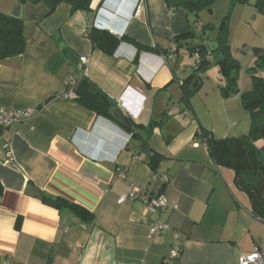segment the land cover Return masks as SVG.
Segmentation results:
<instances>
[{
	"label": "crops",
	"instance_id": "crops-1",
	"mask_svg": "<svg viewBox=\"0 0 264 264\" xmlns=\"http://www.w3.org/2000/svg\"><path fill=\"white\" fill-rule=\"evenodd\" d=\"M75 2L0 0V11L12 16L21 4L26 40L22 55L0 61V109L38 110L0 129V264H239L254 247L264 251V221L252 215L234 172L215 165L197 137L201 127L217 138L235 135L240 95L223 98L222 77L211 73L189 105L181 82L195 65L177 77L189 66L186 50L176 61L135 45L170 48L202 23L164 0H91L90 9L74 10ZM92 30L121 39L112 54L94 45ZM65 48L90 58L86 76L143 126L137 135L61 96L68 75L82 76ZM220 106L230 132L209 119ZM148 150L163 156L156 171ZM134 186L149 198L163 193L165 210L148 211L141 197L129 196ZM43 194L93 218L48 204ZM156 220L169 229L150 238ZM176 245L182 252L170 258Z\"/></svg>",
	"mask_w": 264,
	"mask_h": 264
},
{
	"label": "trees",
	"instance_id": "trees-1",
	"mask_svg": "<svg viewBox=\"0 0 264 264\" xmlns=\"http://www.w3.org/2000/svg\"><path fill=\"white\" fill-rule=\"evenodd\" d=\"M173 9L185 8L189 14L198 15L203 9H210L215 0H164ZM250 0H231V10L237 4H248ZM91 0H76L73 9H90ZM254 5L260 14H264V0H256ZM230 14L225 16L222 21L217 36L213 39V47L208 46V31L211 24H202L201 32L197 33L194 28L186 34L176 35L173 43L177 50L171 53L170 48H148L138 42L135 45L140 49H146L163 54L166 58L178 60L181 51L185 49L192 57L198 55L195 60V67L190 75L181 82L186 102L196 94L202 85V72L211 68L214 64L218 66L222 76L219 89L223 98L228 99L240 95L244 109L250 114L251 128L247 134L240 136H228L217 138L211 132L201 127L197 137L207 146L210 157L218 167L229 168L234 172L235 187L245 193L250 201V211L252 215L264 221V144L257 145L260 140L264 141V47L252 48L255 61L249 69L252 86L250 89L241 91L239 78L241 64L231 51L229 43L228 20ZM200 22L199 18H195ZM91 31L89 36L95 46L100 47L105 52L112 54L120 43V38L107 32L96 30ZM186 43V44H185ZM26 48V40L23 34V20L21 17L7 15L0 11V61L20 56ZM69 50L64 49L67 53ZM211 55V58H208ZM173 71L174 68H173ZM77 101L85 107L95 111L100 116L111 117L121 123L124 128L133 135L138 134V130L143 126L135 124L126 126L113 116L116 103L86 75L79 77L78 85L75 89ZM190 105V104H189ZM154 125L145 128V131L152 133ZM151 168L156 171L163 156L159 153L150 151L146 158ZM43 201L59 207L67 204L78 211L85 218H93V215L86 209L76 205H70L60 198H52L43 194Z\"/></svg>",
	"mask_w": 264,
	"mask_h": 264
},
{
	"label": "rangeland",
	"instance_id": "rangeland-1",
	"mask_svg": "<svg viewBox=\"0 0 264 264\" xmlns=\"http://www.w3.org/2000/svg\"><path fill=\"white\" fill-rule=\"evenodd\" d=\"M255 2L256 0H250V3L248 4H237L231 10V0H215L212 3L211 10L203 9L198 15L193 13L189 15V19L199 18L202 24L210 23L212 25L211 28L214 27L213 29H210L207 34V37L209 38L207 41L208 46L209 48H212L214 45L213 39L217 36L222 21L224 20L225 16L230 14L228 20L229 43L231 45L233 56L237 58L241 64V86L245 85L246 83L247 90L252 86V78L249 71V69L254 65V55L252 53V48L264 47V18H262L263 16H258L259 18H256L257 15L261 14L258 8L254 5ZM200 32L201 30H199L197 33ZM182 59L188 60V65L195 64L194 58L186 51ZM211 73L214 76L218 75V79L222 77L216 64L202 72L201 76L204 80H206L208 79L207 76ZM218 79L214 84H217ZM210 83H213L212 78H210V82H208L207 85H210ZM199 101H202V99ZM237 103L238 111L235 113V118L239 124L237 126H233L232 130H230L227 125L232 127L233 122L229 123V121L225 120V115L222 114L223 112L221 106L218 113H216L213 117H206V119H211L218 126L228 130L227 132L232 131V134L235 135H230V137L240 136V134H247L251 128L250 114L244 109L241 98L237 100ZM200 104H204L203 101ZM214 110H216V107Z\"/></svg>",
	"mask_w": 264,
	"mask_h": 264
},
{
	"label": "built area",
	"instance_id": "built-area-1",
	"mask_svg": "<svg viewBox=\"0 0 264 264\" xmlns=\"http://www.w3.org/2000/svg\"><path fill=\"white\" fill-rule=\"evenodd\" d=\"M177 50V46L172 43L171 44V53L173 58V53ZM194 59H198V55L195 54ZM208 58H211L209 55ZM90 62V58L88 56H81L79 57V67L81 70L82 75H86L87 66ZM79 77L74 76L72 74L68 75L65 79V88L61 94L62 97L70 100L77 99V93L75 89L78 85ZM121 104V100L119 102ZM38 110L36 108H29L26 110H13V109H0V129L10 128L16 123L22 122L31 118ZM120 177H125V172L120 171ZM164 182L169 181V177L167 175L162 176ZM129 196L134 198L141 197L145 204L146 209L151 212L156 211H163L168 205L167 199L163 193H160L157 196L148 197L146 195L141 196L142 189L139 187H132L129 191ZM127 195H122L119 199L120 202H124L127 199ZM169 229V225L160 221L156 220L150 223L149 226V237L153 238L157 235H160L166 232ZM182 252V248L178 245L174 246L171 250L170 258H177L180 256ZM239 264H264V251H260L257 247H254L253 251L249 254H243L239 257Z\"/></svg>",
	"mask_w": 264,
	"mask_h": 264
},
{
	"label": "water",
	"instance_id": "water-1",
	"mask_svg": "<svg viewBox=\"0 0 264 264\" xmlns=\"http://www.w3.org/2000/svg\"><path fill=\"white\" fill-rule=\"evenodd\" d=\"M20 12H21V4H18L16 7H15V10L13 12V16H16V17H19L20 16ZM56 38L59 39V35H56ZM59 46L61 48H64L65 44L63 42H60ZM67 57L68 59L74 63L75 65H78L79 64V57L71 52V51H68L67 52ZM187 69H191V66H186L184 68V70L180 73H178L177 77H181L182 74L187 71ZM113 116L121 121L124 125L126 126H132V121H131V118L121 109V108H116L113 112ZM146 155H149L150 154V151H145Z\"/></svg>",
	"mask_w": 264,
	"mask_h": 264
}]
</instances>
